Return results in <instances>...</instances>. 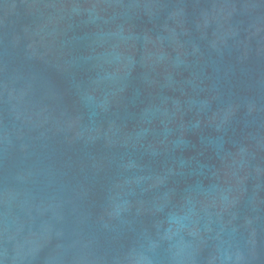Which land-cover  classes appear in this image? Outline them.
Here are the masks:
<instances>
[{"label": "water", "instance_id": "1", "mask_svg": "<svg viewBox=\"0 0 264 264\" xmlns=\"http://www.w3.org/2000/svg\"><path fill=\"white\" fill-rule=\"evenodd\" d=\"M0 264H264V0H0Z\"/></svg>", "mask_w": 264, "mask_h": 264}]
</instances>
